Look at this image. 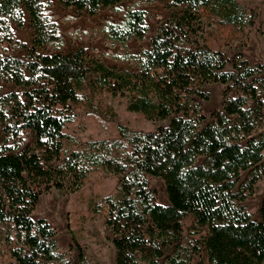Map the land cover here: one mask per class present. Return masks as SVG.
I'll return each instance as SVG.
<instances>
[{
  "label": "trees",
  "instance_id": "trees-1",
  "mask_svg": "<svg viewBox=\"0 0 264 264\" xmlns=\"http://www.w3.org/2000/svg\"><path fill=\"white\" fill-rule=\"evenodd\" d=\"M52 1L0 0V82L15 87L0 94V256L11 264H92L81 246L74 263L56 228L32 212L43 194L80 191L103 171L115 175L120 196H105L94 211L113 230L116 264H194L202 254L208 264H264V197L260 218L246 205L264 178V63L224 49L245 41L255 11L238 0H169L180 10L159 23L150 46L114 55L137 67L123 70L85 48L38 52L63 41ZM57 1L95 15L124 0ZM27 15L33 47L15 32ZM147 20L145 9L132 8L102 31L126 46L146 39ZM212 83L225 89L208 120L200 100L210 99L204 87ZM104 93L169 123L152 131L119 124L117 137L81 141L68 131L77 107ZM150 175L164 179L168 204Z\"/></svg>",
  "mask_w": 264,
  "mask_h": 264
},
{
  "label": "rangeland",
  "instance_id": "rangeland-1",
  "mask_svg": "<svg viewBox=\"0 0 264 264\" xmlns=\"http://www.w3.org/2000/svg\"><path fill=\"white\" fill-rule=\"evenodd\" d=\"M238 1L255 11L256 26L247 28L245 41L243 37H238L230 47L224 49L229 56L241 52L253 63H264V0ZM132 8L145 9L148 12L150 33L144 41L133 39L126 46L113 43L103 33L102 27L107 21H122L124 14ZM178 10L180 8L172 6L169 0H124L114 7L102 8L97 14L90 15L86 11L65 7L59 1L53 0L48 7V12L57 22L63 41L59 44L47 45L37 51L42 54H52L85 48L89 55L99 58L106 64L123 70H136V65L117 60L114 55L124 52L137 54L148 48L159 23ZM15 32L19 40L33 47V30L28 15L24 26L16 28ZM10 52L19 57L28 56V51L25 49H10ZM0 88V94L15 89L14 85L2 82H0ZM204 88L209 92L210 99L200 100V102L203 113L209 120L212 113L222 107L225 86L212 83ZM77 113L76 120L69 126L68 131L76 134L81 141L117 137L119 124L129 129L152 131L169 123V120L151 121L141 114L130 112L126 98L106 93L98 96L92 106H78ZM2 137L1 134L0 140ZM245 176L246 173H243L242 178ZM149 183L150 187L155 189L159 202L168 204L164 179L150 175ZM117 184L118 180L114 174L96 171L80 191L54 189L43 194L32 212V217L44 218L56 228L60 249L69 251L74 263L77 262L79 246H81L92 264H116V252L111 242L113 230L106 225L102 215L95 214L94 209L105 196L119 198ZM263 197L264 178L259 181L254 194L246 201L247 208L254 218H260ZM2 245L0 235V246ZM0 264H11V260L0 256ZM194 264H208L206 255L197 257Z\"/></svg>",
  "mask_w": 264,
  "mask_h": 264
}]
</instances>
